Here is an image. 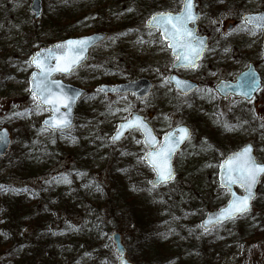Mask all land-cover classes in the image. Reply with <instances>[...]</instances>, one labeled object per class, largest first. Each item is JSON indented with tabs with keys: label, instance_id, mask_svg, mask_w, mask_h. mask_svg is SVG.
<instances>
[{
	"label": "rangeland",
	"instance_id": "1",
	"mask_svg": "<svg viewBox=\"0 0 264 264\" xmlns=\"http://www.w3.org/2000/svg\"><path fill=\"white\" fill-rule=\"evenodd\" d=\"M30 1L0 0V128H7L12 136L10 150L0 158V186H2L0 187V193L6 190V182L3 183L2 179L12 175L11 158L17 152L20 138L25 137V133L36 139L48 134L41 127L40 122L45 116L49 115V112L45 108L37 107L36 100L33 99L32 93L30 94L28 90L29 78L33 70L29 59L30 55L38 48L50 45L46 42V39L54 38L51 29L49 31L45 28L40 30L39 27L43 26L44 21L53 15V6L59 5L61 0H42L43 14L38 21H34L29 11ZM160 1L168 2L167 11L172 12L178 11L182 2V0ZM197 2L201 11V18L198 22L199 29L201 33L209 36L210 44L204 58L195 70H178L176 74L184 78L201 81L203 85L200 89L182 97L174 92L168 82L165 81V77H168L172 72L174 73L171 69L173 59L165 44L161 42L158 32L148 30L145 27L146 18H149L152 14L146 16L142 23L137 22L130 26L128 33L122 38L113 33L108 41L92 51V58L80 70L85 72L84 75L88 77L89 71L103 58H106V64L109 62L114 68L120 70L121 74H125V71H128L125 66L127 64L129 69L135 73L137 70L138 72L135 76L123 75L124 79L130 78V80H133L147 77L154 83L152 94L141 100L143 102L139 103L140 108L138 107V110L151 124L155 133H158L157 135H162L169 129L181 124L188 126L189 123L192 126V139L190 138L187 143L188 146L176 154L174 158L175 179L159 187L153 188L150 186V181L153 178L152 171L144 162L146 149L136 132H130L117 145L109 141V135L115 129L116 124L128 118L134 107V98L131 96L107 98L106 103H113V108L106 114H99V116L92 113L93 120L91 119L92 122L89 121V126H85L77 118L75 128L67 134L60 135V138L65 144H69L71 148L77 146L84 153L89 151L96 153L95 156L98 159L90 158L91 161L88 166L83 165L79 168L81 172H84L85 176H93L100 183L98 188L104 190L103 195H111L122 188L128 192L125 197H133L134 200H129V205L118 200L121 206H114V213H111L107 208L106 199L102 200L101 219L98 220L101 222L104 220L105 228L98 230L102 235L94 234L97 244L96 248L90 249L91 254L86 250L84 244L86 236L82 235L83 230L77 233L72 231L64 235L59 232L61 226L55 223L54 226L57 231H54V234L43 236L42 231H39L37 243L46 247L48 241L52 243L51 251L46 253V257L42 255L43 258L47 259L48 264H118L115 245L111 241V235L115 232H119L121 235L128 260L137 264L132 260V257L139 259L143 256V250H141L143 243L140 245V232L146 234L149 231L156 230L157 226L162 225V234L160 233L156 237L159 236L164 241L163 245L169 246L171 244L168 240H170L172 233L168 225L174 221L177 227L183 229L186 228L185 224L182 225L183 221L188 219L193 224L198 219L193 230L196 234L200 232V237L206 244L218 240L222 241V237L231 233L233 227L234 229H240L244 225H249L247 224L249 220L247 213L231 221L230 224H221L210 231H203L199 226L200 220L206 212L220 208L225 203L227 193L218 186L217 169L222 160L234 151L231 144L228 146L230 136L234 137L231 140H235V150H237L242 145L239 141L245 138L242 130L252 134L251 131L255 129L252 134L253 137L250 138L247 135L246 139L243 140V144L251 139L257 160L264 162V99H262L264 98V91L256 104H249L251 108L256 107V110H249L252 116L244 106L243 109L240 108L236 113L226 117L217 114L216 110L212 111V109L201 117H197L198 119L195 115L203 107L202 104H199L200 102L210 103L211 108L215 105V109L221 111V113L227 112L231 106H236V103L223 104L219 103V100L217 102L216 99L213 101L212 97L214 96L210 95L212 87L204 82L209 81L211 83L216 78L228 77L230 74H232L230 76H234L242 68L244 69L248 63L253 62L257 65L256 61L262 60L261 40L263 32L247 27L241 21V14L264 11V0H229L226 3L222 2L223 12L216 17L210 15L208 9L209 4L214 3L213 0H197ZM124 8L127 7L124 6ZM112 11L116 12L118 9H112ZM115 17L116 24L123 21L122 17H118L116 13ZM90 22L91 20L87 21V23ZM80 24L83 23L75 25L76 31L79 32L78 35L90 33L89 24L85 23L84 26ZM229 25H231L230 30H228ZM242 45L245 48L243 49V66L237 53L239 47L243 48ZM229 54H232L234 58H231ZM219 56L224 59L223 65L226 68H221V70L215 72L212 64ZM135 58H137L136 61ZM257 69L259 73L264 72V63L259 65ZM81 78L76 73L66 79L64 78V80L82 86L79 81ZM96 99L97 97L90 96L85 101L86 104H89L92 101L96 102ZM170 99L172 101L168 102ZM199 100L202 101L199 102ZM161 102L164 104V109L161 108ZM79 107L76 109V117ZM110 107H112L111 104ZM203 108L205 109V107ZM207 115H210V120L205 123L204 116ZM255 122L263 125L260 135L255 133L258 127ZM236 123L241 128L235 127ZM216 129L226 131V133L215 136L213 132ZM100 147H103V150H100ZM97 150H100V152ZM64 152L61 153L60 160L56 161L50 169L51 172L49 171V174L47 173L45 177L30 179L26 183L13 179L14 183H11L12 185L19 190L26 191L21 194L20 199L28 197L27 194L30 188L39 186V179L45 181L43 186L46 189H41L44 199L49 196L47 188L64 187L67 189L70 186L85 185V182L81 181V176L67 177L61 175L62 171L71 172L76 170L72 155L64 154ZM34 156H37V154H34ZM90 156H93V154ZM113 170L114 173H112ZM53 173H55V176L49 177ZM48 180L49 182H46ZM258 190L259 196H262L264 177L261 178ZM166 194H169L167 199L171 202V205L166 199L163 203L158 199L161 196L166 198ZM103 195H100L98 199ZM63 196L65 197L64 194ZM72 200L75 201V208L82 213L78 212L72 217L70 214L64 213L62 218H64L66 226L83 229L84 224L92 216L91 208L96 205V201H84L77 195L72 197ZM42 205L38 207L39 209H31L27 223H21L20 234L22 236H27L30 230L38 228L41 220L40 210L43 209ZM256 207L258 208V205L255 203L251 212H257ZM259 208L264 213L263 207L259 206ZM163 211H168V214L163 213ZM104 223L102 222V225ZM178 235L179 229L175 231L177 239ZM73 237L75 238V245L70 247L72 244L71 238ZM182 239H185V237H182ZM188 239L194 240L191 236ZM177 245H181V243ZM233 246V253L223 257L220 264H264V240L255 242L243 240ZM17 247L18 245L13 241L11 244L12 251L10 249L6 252L4 249H0V264H16L15 261L20 259L16 251ZM40 259L41 255L38 253L33 264H40L38 262Z\"/></svg>",
	"mask_w": 264,
	"mask_h": 264
},
{
	"label": "trees",
	"instance_id": "2",
	"mask_svg": "<svg viewBox=\"0 0 264 264\" xmlns=\"http://www.w3.org/2000/svg\"><path fill=\"white\" fill-rule=\"evenodd\" d=\"M167 4L168 2H161L160 0H61L59 5L57 4V6H53V15L46 19L44 25L39 27V29L41 30L45 28L48 29V31L51 29L54 38L46 39L47 43L61 39L64 36L79 33L76 31L75 27V25L79 23H83L80 24L82 26H84L85 23L89 24L88 29L90 30L108 32L109 34L114 33L119 37H123L128 32L130 26L137 22L142 23V20L152 12L165 10ZM124 6L127 8H124ZM114 7H116L118 11H112ZM115 13L118 17H122L123 21L116 24L114 21L116 18ZM62 20L63 22H61ZM88 20H91V24L87 23ZM136 60L137 58H135V61ZM125 66L128 67L127 64H125ZM108 71L113 72L110 68ZM125 72L126 73H123L122 75H103V72H100V74H96L95 76L97 82L101 80L113 82L118 81V77L123 78V75H136L135 72L130 70ZM94 83L96 82L89 81V84ZM78 111L80 120L82 121V116H84L85 124H87L93 119V117H91L92 113L94 115L99 111L100 114L102 110L99 109L98 106L91 104L85 108L80 107ZM18 144L19 147L17 152L14 157L11 158L12 175L6 176L2 179L3 183L6 182V190L5 192L0 193V249H4L8 252L11 249V244L15 241L18 245L16 251L20 257V259L15 261L16 264H33L38 253L41 255V259L38 262L40 264H48L47 259L43 258V256L46 257V253L51 251L52 243L48 241L47 247L40 245L37 243V234L39 231H42L41 233L43 236L54 234V231H57V228L54 226L56 223L61 226L59 232H62L64 235L72 231L77 233L78 231L83 230L84 232L82 235L86 236L84 244L86 245L87 252L91 254L90 249L96 248L97 244L94 234L102 235L98 230H103L105 228L104 220H102L104 223L103 225L102 222L98 220L99 218L101 219L102 200L106 199V202H104L107 204V208L111 213H114V206L120 205L118 200L129 205V200H134V198L125 197L128 192L122 188L120 191L111 195H103L104 190L98 188L99 185L94 181L93 176L79 174L81 170L76 167L79 171L74 172V170L71 169V172L62 171L61 175L67 177L81 176V181H83V179L87 180L88 185L70 186L67 187V189L64 187L47 188L49 196H46L44 199L41 189H46L43 186L45 181L40 180V177H45L47 173L49 174V171L52 168L51 166H53L56 161L60 160L59 156L61 153L66 151L64 154H71L75 164L87 165L89 164V160H87L86 153L77 148V146L70 148L58 144V139L54 134H49L45 140L41 137L38 139L32 138L28 133H25V137L22 139L20 138ZM34 154H37V156H34ZM112 173H114V170ZM34 178H40L38 182L41 187L30 188L26 199H20L21 194L26 191L8 189L9 186L15 187L11 184L14 183L13 179H17L21 181V183H26L27 180ZM92 181L94 182L92 183ZM76 195L84 201H96V205L91 208L93 212L92 216H90L87 220L88 222L84 224L83 229H77V227L70 226L71 229L66 226L65 220L62 218L64 213L70 214L71 217L78 212L82 213L74 206L75 201L72 200V197H75ZM100 195H103V197L98 199ZM168 195L169 194H166V198L161 196L158 199H160V202L162 203L166 199L171 205V202L167 199ZM254 202L258 205V208L256 207L258 211L248 212L249 220L247 224L249 225H244L240 229H234L233 227V231L222 237V241L218 240L206 244L202 237L198 236L200 237L198 238L197 235H199L200 232L196 234L193 230L194 224L198 219H196L193 224H191L188 219L187 221H183L182 225L185 224L186 226V228L183 229H180L176 225L171 227L169 224L168 228H170V232L172 233L169 238L170 240H168L171 244L169 246L163 245L164 241L159 236L156 237L158 234H162V225L157 226L156 230L149 231L146 234L140 232V245L143 243L141 245L143 256L139 259L132 257V260L137 264H220L223 257H227L233 253V245L235 243H241L243 240L247 242L264 240V213H262V209L259 208V206L263 207L264 210V192H262V196H258ZM40 205H42L43 209L40 210L41 220L38 224V228L30 230V233L27 236H22L20 234L21 223H27L29 215L31 214L29 211L33 208L39 209L38 207ZM159 205L161 206V204ZM165 209L167 210V208ZM163 213L168 214V211H163ZM252 213H254L253 216ZM178 229L179 235L177 239L175 231ZM190 236L194 240L188 239ZM182 237H185V239H182ZM71 239L72 244L70 247H73L75 245V238L73 237ZM179 243H181V245H177Z\"/></svg>",
	"mask_w": 264,
	"mask_h": 264
},
{
	"label": "snow or ice",
	"instance_id": "3",
	"mask_svg": "<svg viewBox=\"0 0 264 264\" xmlns=\"http://www.w3.org/2000/svg\"><path fill=\"white\" fill-rule=\"evenodd\" d=\"M198 17L193 12V0H183V8L175 15L171 12L155 13L151 17L150 22L158 28L162 29L161 35L164 39L169 40V47H179L182 49L178 60L187 62L188 66L196 68L198 65L196 61L200 58L201 51L204 47L203 41L198 40L188 27L189 22L195 21ZM243 23H255L258 27L264 23V16L246 17ZM86 40H67L62 44L54 46V48L45 49L43 55L38 52L32 58V63L40 70L43 79L37 81L36 88L32 90L34 100H39L37 107L43 104H49L53 110L59 112L57 104L62 103V99L52 92L50 85H55L56 81H49L48 77L52 72L63 71L70 72L72 66L77 64L83 56L85 50ZM57 50L60 54L57 55ZM56 60L53 67L49 61ZM36 74H34L35 76ZM165 77V81H167ZM54 121L53 127L63 129L69 126V122L64 118H52ZM136 124L144 128L148 132L149 139L146 143L153 149L145 154V158L152 164L154 171L161 180H168L172 178L170 167L167 166L175 147L185 139L190 138V131L186 127H179L175 133H166L165 142L159 149H155L154 145L156 138L151 135V131L147 129V125L143 124L140 117H135V120H129L120 126L116 136L113 139H118L121 135V130ZM139 143V141H138ZM220 167L226 169L227 180L229 184L239 183L245 190V195L237 196L232 193L233 199L229 202L228 208L221 211V216L231 218L235 214H243L249 210L248 201L252 197V186L255 184L257 177L264 173V164L257 162L252 155L251 145L245 146L239 152L233 153L226 159ZM2 187V186H0ZM230 190V189H229ZM207 230V229H205ZM122 264H125L122 261Z\"/></svg>",
	"mask_w": 264,
	"mask_h": 264
},
{
	"label": "water",
	"instance_id": "4",
	"mask_svg": "<svg viewBox=\"0 0 264 264\" xmlns=\"http://www.w3.org/2000/svg\"><path fill=\"white\" fill-rule=\"evenodd\" d=\"M30 11L32 13H34V19H37L40 15H41V11H42V6H41V0H32L31 4H30ZM173 15H175L173 13ZM259 16H264V11L263 12H259V13H248L242 16V18L245 20L246 17H259ZM151 18L148 20L147 22V27L150 29H158L160 31V33L162 32L161 28L155 27L151 22H150ZM195 21H191L189 23H194ZM249 26H253V27H257L260 29L264 30V23H262L259 27L255 24V23H248ZM189 27V25H188ZM190 28V27H189ZM194 36L198 39V40H202L203 41V49L201 51V54L205 48V37H197L196 36V31H195V27L191 28ZM162 39L164 41L167 42V46L168 48L171 50L172 54L174 57H177L178 55H180L182 49H180L178 46L173 48V47H169V40H166L163 38V36L161 35ZM106 38V35L103 33H97V34H93L91 36H87V37H81L78 39H71V40H86V44H85V50L83 52V56L80 59V61L77 64H74L72 66V70L75 69L76 67H78L79 65H81L83 62L86 61L87 57H88V52L89 49L97 43L102 42L104 39ZM70 40V39H68ZM67 41V40H66ZM65 42V41H64ZM63 42L54 44L51 47H47V48H42L39 51H37L36 53L40 52L43 55H46L47 53L43 52V50L45 49H50V48H54V46L58 45V44H62ZM263 48H264V38H263ZM35 53V54H36ZM34 54V55H35ZM60 54V51L57 50V55ZM33 55V56H34ZM32 56V58H33ZM201 56V55H200ZM32 58H31V64L35 66V64L32 63ZM197 62V61H196ZM49 63L54 67L56 64V60L53 58L49 61ZM36 67V66H35ZM177 67H188L187 62L183 61V60H178L177 63L174 65V68ZM40 71V70H39ZM56 73H65V74H69L70 72H63V71H55L52 72L51 75L48 77V80L51 81V77L53 75H55ZM34 74H36L34 76ZM43 79L42 75L37 72H34L31 76V82H30V90L32 91L33 89L36 88L37 85V81ZM238 81H240L239 83V90H241V95L243 96V99L250 101L253 96L255 95V93L257 92V90L260 88L261 86V80H260V76L257 74V72L255 71L254 67L252 65H249V68L243 72V74H241L238 77ZM57 83L55 85H50V87L52 88V92L54 94H56L57 96H59L62 99V103L57 104V107L59 108V112H56L53 110L52 106L49 104H43L41 105V107H49L50 111L52 112V115L50 117H47L43 120L42 122V126H44L45 128L49 129V130H60V131H65L68 130L72 127L73 125V121H74V109L76 106V101L77 99L85 92L81 89L75 88L73 86L70 85H65L63 84L61 81H56ZM169 82L177 89L179 90L180 93L182 94H188L189 92L193 91L196 88V84L190 82L189 80H185V79H180L177 78L175 75H171L169 77ZM243 85V89H242V85ZM227 83L226 82H219L217 85V88L222 90L223 88H226ZM152 88V84L148 79L142 78V79H138L136 81H132V82H128V83H124V84H119L117 86L114 87H109V86H103L101 87V90L104 93H110V94H114V93H120V94H126V93H131L134 94L135 96L139 97V98H143L146 97ZM38 103L39 100H38ZM64 109V110H62ZM53 117L56 118H64L69 122V126H67L66 128L63 129H59V128H55L53 127L54 121H53ZM135 117H140L141 121L143 122V124L147 125V129L151 131V135L154 136L156 138V142L154 147L156 146L158 139L157 137L154 135L153 130L148 126V124L144 121L143 117L137 114H133L129 120H135ZM127 120V121H129ZM127 121L120 123L118 126V130H120V126L124 123H126ZM180 127H185V126H180ZM179 127L173 129L171 132L169 133H175L177 132ZM187 128V127H186ZM137 129L141 132V134L143 135V142L144 144L149 148L150 151H152L153 149L149 146L148 143H146V141L149 139L148 137V132L144 129L139 127L136 124L131 125L128 128L122 129L121 130V135L119 136L118 139H113L114 136H116L117 131L113 134V136L111 137V141L113 142H117L119 141L126 132L130 131V130H134ZM188 129V128H187ZM189 130V129H188ZM186 140V139H185ZM183 140L182 142L179 143L178 146L175 147V150L172 152L169 160L167 161V166L170 167L171 172H172V178L174 176V171H173V165H172V159L174 154L178 151L179 146L185 141ZM165 142V135L163 136V143ZM10 144V138H9V133L8 131L4 128L2 130H0V156H3L5 154V152L7 151L8 147ZM250 145V144H247ZM245 145V146H247ZM244 146V147H245ZM243 147V148H244ZM252 147V146H251ZM242 148V149H243ZM241 149V150H242ZM149 151V152H150ZM148 152V153H149ZM239 152V151H238ZM252 155H253V147H252ZM229 157H227L226 159H228ZM255 158V157H254ZM146 163L153 169L152 164L149 163L148 159L145 158ZM264 164V163H262ZM154 170V169H153ZM156 173V178L153 179L151 181V185L155 186V185H159L162 183H166L168 181H170L171 179L168 180H161L158 176H157V172ZM264 173H261L257 179L255 184L252 186V197L250 198V200L248 201L250 207L251 208V201L252 199L256 196V187L259 184V179L261 178V175H263ZM217 182L219 183V185L223 188H225L226 190H228V192L230 193L229 199L226 203L225 206L221 207L219 210H211L210 212H208L206 214V217L201 221V226L204 229L209 230L213 225H216L218 223L221 222H226L231 220L232 218L241 215V214H235L233 217L231 218H226V217H222L221 216V211L228 208L229 206V202L233 199L232 197V193L234 192L237 196H243L245 195V190L243 189V194H238L236 193L234 187L236 185L241 186L239 183H235V184H229L228 180H227V172L226 169H222L221 167H219V173H218V177H217ZM230 189V190H229ZM120 234L115 232V234L112 235V241H114L115 244V250L117 251L118 254V262L119 264H122V261L125 262V264H132L130 263L128 260H126V251L124 249V246L121 242L120 239Z\"/></svg>",
	"mask_w": 264,
	"mask_h": 264
},
{
	"label": "flooded vegetation",
	"instance_id": "5",
	"mask_svg": "<svg viewBox=\"0 0 264 264\" xmlns=\"http://www.w3.org/2000/svg\"><path fill=\"white\" fill-rule=\"evenodd\" d=\"M200 12V11H199ZM209 44H210V41H209ZM235 46V45H234ZM242 47H243V45H242ZM240 48V47H239ZM237 49V53H238V59L241 61V64H242V66H243V49H245L244 47L243 48H240V49ZM235 49H236V47H235ZM229 56L231 57V58H234V56L232 55V54H229ZM204 58V55H203V57L201 58V60ZM200 60V61H201ZM175 61V59H173V62ZM199 61V62H200ZM223 61H224V59H222L220 56L218 57V59H216L215 61H213V64H212V67L214 68V71L215 72H218L219 70H221V68H226L224 65H223ZM253 65H254V68L255 69H257V67L259 66V65H261V64H263L261 61H256V64L257 65H255L253 62H251ZM199 64V63H198ZM249 64V63H248ZM248 64L246 65V67L248 66ZM245 67V68H246ZM244 68V69H245ZM243 68H242V70L241 71H239L236 75H234V76H230V75H232V74H230L228 77H219V78H216V79H214L211 83L209 82V81H205L204 83L205 84H209V86L210 87H212V93L210 94V95H213L214 97H212V99H213V101H215V99H216V101L218 102V100H219V103H223V104H234V103H236V106L235 107H230L229 109H228V112L229 113H227L226 115H225V117L226 116H230V114H233V113H236V111L238 110V109H243V99H240V98H238V97H235V96H233V95H235L234 93H233V91H232V89L228 86L227 88H223L222 90H220V89H215L214 88V86L218 83V82H220V80H228L229 82H232V83H235L234 81H235V78H237L238 77V75H240L241 73H243V70H244ZM181 70H189V69H186V68H183V69H181ZM258 70V69H257ZM108 74H113V72H111V71H108L107 72ZM262 73L264 74V72L262 71ZM260 77L262 78V75L260 74ZM191 81H194V82H196L197 84H198V88H197V90L198 89H200L201 87H202V85H203V83L201 82V81H198V80H194V79H190ZM262 80H263V78H262ZM100 82H102V83H104L105 81H103V80H101ZM153 83V82H152ZM262 87H263V90H262V92L264 91V85H262ZM152 89H154V83H153V85H152ZM262 89V88H261ZM215 91L219 94V96L215 93ZM152 92H153V90H152ZM262 92H261V94H262ZM261 94L258 96V95H256L255 96V98H254V100H253V102L252 103H254L255 101L257 102L258 101V99L260 98V96H261ZM189 95V94H188ZM187 96V95H186ZM183 97V96H182ZM107 98H111L112 99V97H109V96H107ZM262 99H264V98H262ZM210 100V99H209ZM200 101H202V100H199V102ZM141 102H143V101H138V102H136V106L137 107H139V103H141ZM255 102V103H256ZM199 104H202L201 106H203V107H205V109L202 107V109L200 110V111H198L197 113H196V118L197 117H201L203 114H205V113H208V110H210V109H212V111H214V110H216V112H217V114H223V113H221V111L220 112H218L217 111V109H215V105H213V107L211 108L210 107V103H207V104H205V102H200ZM113 108V107H112ZM140 108V107H139ZM161 108H163L164 109V105H163V103L161 102ZM111 108H106V111H108L109 112V110H110ZM243 111V110H242ZM226 113V112H225ZM250 114V113H249ZM209 116L210 115H207V116H204L205 117V123H208L209 122ZM251 116V115H250ZM253 118V117H252ZM198 119V118H197ZM148 122V121H147ZM148 124L151 126V124L148 122ZM182 125H184V124H182ZM257 126H258V124H256ZM188 127H189V129H190V138L192 139V137H193V129H192V126L188 123ZM172 129V128H171ZM257 131H258V127H257V129H256ZM213 131V130H212ZM155 132V131H154ZM167 132V131H166ZM166 132H164L162 135H157L156 133V136L158 137V139H159V142H158V145H157V149H159V147H160V145L162 144V141H163V135L166 133ZM242 132H243V130H242ZM137 133V132H136ZM214 134H215V136H220V134L218 133V132H216V131H214L213 132ZM244 133H245V135H248V133L247 132H245L244 131ZM129 135V133L126 135V136H128ZM137 135H139V137H140V134L139 133H137ZM125 136V137H126ZM190 138L189 139H187L182 145H181V147H180V149H179V152L178 153H180V151H182L184 148H186V146H188V141L190 140ZM243 139V138H242ZM241 139V140H242ZM140 141H141V137H140ZM228 142H229V144H228V146L231 144V146H232V144L233 143H235V140H231V137H229L228 138ZM141 143H142V141H141ZM155 148V149H156ZM145 152H147V150H145ZM177 153V154H178ZM144 154H146V153H144ZM175 157H176V155H175ZM174 157V158H175Z\"/></svg>",
	"mask_w": 264,
	"mask_h": 264
},
{
	"label": "bare ground",
	"instance_id": "6",
	"mask_svg": "<svg viewBox=\"0 0 264 264\" xmlns=\"http://www.w3.org/2000/svg\"><path fill=\"white\" fill-rule=\"evenodd\" d=\"M220 81H221V80H220ZM123 122H125V121H120V122H118L117 124H120V123H123ZM148 126H149L151 129H153L152 126H150L149 124H148ZM189 130H190V129H189ZM157 148H158V147H157ZM157 148H156V149H157ZM145 153H146V152H145Z\"/></svg>",
	"mask_w": 264,
	"mask_h": 264
}]
</instances>
